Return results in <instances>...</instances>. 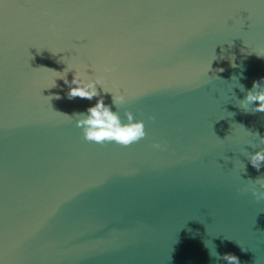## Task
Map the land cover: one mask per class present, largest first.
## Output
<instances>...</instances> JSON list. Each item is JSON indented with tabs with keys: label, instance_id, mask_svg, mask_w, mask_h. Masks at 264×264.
Masks as SVG:
<instances>
[{
	"label": "water",
	"instance_id": "obj_1",
	"mask_svg": "<svg viewBox=\"0 0 264 264\" xmlns=\"http://www.w3.org/2000/svg\"><path fill=\"white\" fill-rule=\"evenodd\" d=\"M65 73L146 137L85 140ZM262 78L264 0H0V264H264Z\"/></svg>",
	"mask_w": 264,
	"mask_h": 264
},
{
	"label": "clouds",
	"instance_id": "obj_2",
	"mask_svg": "<svg viewBox=\"0 0 264 264\" xmlns=\"http://www.w3.org/2000/svg\"><path fill=\"white\" fill-rule=\"evenodd\" d=\"M233 67H235L234 64ZM218 71H223V69H218ZM60 79H63L64 83L69 85L70 90L66 95L70 100L77 97L92 100L93 98L100 96V92L96 88V84L101 83L99 80L85 84L80 77L75 75V78L69 82L67 79V73H65V75ZM261 88V81H253L252 89L248 91L244 101L240 104V107L244 111L247 112L248 105L252 103L255 104V107L252 109L253 113H264V90L259 92L255 91ZM105 93L111 92L105 91ZM51 97L53 99L61 98L59 95ZM112 99L113 104L118 105L124 102L125 97L123 95L113 96L112 94ZM74 115L76 117H82L77 119L76 125L82 129L83 138L90 142L103 144L104 142L114 141L127 147L135 142H139L147 135L143 120L137 122L134 120V116L131 112H126L125 115L127 117V123H123L118 112H113L111 106L105 104L102 96H100V99L94 106L87 109L86 115L84 113H76ZM152 119H155V117H152ZM256 135L259 136V133L257 132ZM261 140L264 142V138H261ZM154 147L160 148L161 145L157 143ZM249 161L251 165L259 171L261 167L264 166V150L251 154L249 156ZM255 183L259 184V189L256 187L252 188L253 196L257 201L264 200V191L260 190L264 189V180L256 179ZM241 251L245 250L241 248ZM222 259L226 262V264H241L239 257L231 253L224 254Z\"/></svg>",
	"mask_w": 264,
	"mask_h": 264
}]
</instances>
